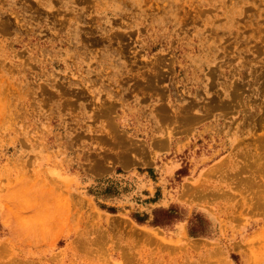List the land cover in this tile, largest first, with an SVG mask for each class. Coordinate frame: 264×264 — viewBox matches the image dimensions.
Instances as JSON below:
<instances>
[{
	"label": "rangeland",
	"instance_id": "obj_1",
	"mask_svg": "<svg viewBox=\"0 0 264 264\" xmlns=\"http://www.w3.org/2000/svg\"><path fill=\"white\" fill-rule=\"evenodd\" d=\"M0 264H264V0H0Z\"/></svg>",
	"mask_w": 264,
	"mask_h": 264
}]
</instances>
